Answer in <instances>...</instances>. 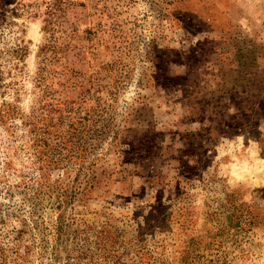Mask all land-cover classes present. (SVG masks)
Here are the masks:
<instances>
[{
	"label": "rangeland",
	"instance_id": "obj_1",
	"mask_svg": "<svg viewBox=\"0 0 264 264\" xmlns=\"http://www.w3.org/2000/svg\"><path fill=\"white\" fill-rule=\"evenodd\" d=\"M0 64V264H264V0H0Z\"/></svg>",
	"mask_w": 264,
	"mask_h": 264
},
{
	"label": "trees",
	"instance_id": "obj_2",
	"mask_svg": "<svg viewBox=\"0 0 264 264\" xmlns=\"http://www.w3.org/2000/svg\"><path fill=\"white\" fill-rule=\"evenodd\" d=\"M15 56L18 59H22L24 54H23V48H19L16 52H15ZM0 73H1V64H0ZM1 77V75H0ZM0 89H1V81H0ZM16 115V111L11 107L10 104H7L6 102H4L1 106H0V122H5L6 120H8L9 118H13ZM35 115L34 114H30L27 119L24 121L27 125H35V121H34ZM47 127V126H46ZM59 182V181H57ZM46 184V185H45ZM40 183L39 188L37 189V192H39L38 194H49V197H52L51 193L52 192H56L58 190V187L61 188V185L56 186V185H52V183L48 184V183ZM63 189V188H61ZM62 191V192H61ZM60 196L64 197V200L62 199L58 205V207H63V205L65 203H68L69 201V196L68 195V190L64 189V190H60ZM74 195V196H73ZM71 195V199L74 201V199L77 197V191L74 190V194ZM63 217L60 216L58 218V225L57 227H61L63 224ZM60 225V226H59ZM4 250V249H2ZM2 258H3V264H9L10 261V254L9 251H2Z\"/></svg>",
	"mask_w": 264,
	"mask_h": 264
}]
</instances>
